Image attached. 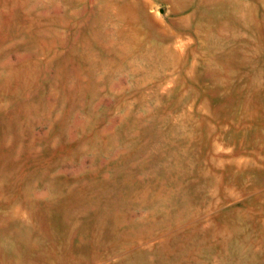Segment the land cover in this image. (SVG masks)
<instances>
[{"label": "rangeland", "instance_id": "rangeland-1", "mask_svg": "<svg viewBox=\"0 0 264 264\" xmlns=\"http://www.w3.org/2000/svg\"><path fill=\"white\" fill-rule=\"evenodd\" d=\"M18 263L264 264V0H0Z\"/></svg>", "mask_w": 264, "mask_h": 264}, {"label": "bare ground", "instance_id": "bare-ground-1", "mask_svg": "<svg viewBox=\"0 0 264 264\" xmlns=\"http://www.w3.org/2000/svg\"><path fill=\"white\" fill-rule=\"evenodd\" d=\"M109 2V1H108ZM130 3V2H129ZM131 4V3H130ZM114 5V4H113ZM124 5H125V3H124ZM83 7V6H82ZM135 12V11H134ZM110 14V13H109ZM136 20V19H135ZM156 26V25H155ZM219 34V33H218ZM200 35V34H199ZM205 44V43H204ZM205 47V46H204ZM171 48V47H170ZM154 49V48H153ZM152 49V50H153ZM156 49V48H155ZM151 50V49H150ZM173 51V50H172ZM148 52V51H147ZM149 53V52H148ZM147 53V54H148ZM152 53V52H151ZM151 55V54H150ZM153 58V57H152ZM145 65V64H144ZM137 131V130H136ZM102 140V139H101ZM103 140H105V139H103ZM134 141V140H133ZM84 145V144H83ZM87 146V145H86ZM130 154H132L131 152H130ZM150 154V153H149ZM126 159V158H125ZM121 161V160H120ZM134 163V162H133ZM144 176V175H143ZM55 179V178H54ZM57 179V178H56ZM133 181V180H132ZM131 181V182H132ZM159 181V180H158ZM134 182V181H133ZM166 183V182H165ZM78 190V189H77ZM82 192V191H81ZM139 192V191H138ZM136 193V192H135ZM145 193V192H144ZM162 194V193H161ZM135 195V194H134ZM93 196V195H92ZM154 199V198H153ZM132 200V199H131ZM22 207V206H21ZM23 208V207H22ZM32 208V207H31ZM23 210V209H22ZM35 210V209H34ZM38 212V211H37ZM36 213V212H35ZM17 215H18V213H17ZM120 215V214H119ZM122 216V215H121ZM124 216V215H123ZM117 217H118V215H117ZM32 218H33V216H32ZM120 218V217H119ZM20 221V220H19ZM12 223V222H11ZM21 223V222H20ZM19 223V224H20ZM24 223H25V221H24ZM22 224V223H21ZM13 225V224H12ZM30 227V226H29ZM32 230V229H31ZM34 231V230H33ZM8 233V232H7ZM31 233H33V232H31ZM37 233H38V231H37ZM5 234V233H4ZM35 236V235H34ZM39 236V235H38ZM130 239V238H129ZM134 239V238H133ZM145 239V238H144ZM142 240V239H141ZM147 242V241H146ZM145 243V242H144ZM124 246V245H123ZM124 255V254H123ZM121 257V256H120ZM31 263V262H30ZM18 264H20V263H18Z\"/></svg>", "mask_w": 264, "mask_h": 264}]
</instances>
